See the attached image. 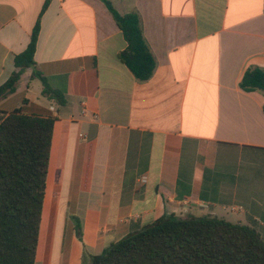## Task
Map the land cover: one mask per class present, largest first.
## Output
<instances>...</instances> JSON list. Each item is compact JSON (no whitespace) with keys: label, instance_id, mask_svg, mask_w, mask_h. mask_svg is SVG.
Wrapping results in <instances>:
<instances>
[{"label":"crops","instance_id":"crops-1","mask_svg":"<svg viewBox=\"0 0 264 264\" xmlns=\"http://www.w3.org/2000/svg\"><path fill=\"white\" fill-rule=\"evenodd\" d=\"M44 1L0 0V85L38 21L36 67L65 98H45L27 68L0 100V118L56 117L35 264H90L168 215L264 229V95L240 87L264 68V0H109L140 17L155 59L144 82L101 0Z\"/></svg>","mask_w":264,"mask_h":264},{"label":"trees","instance_id":"trees-1","mask_svg":"<svg viewBox=\"0 0 264 264\" xmlns=\"http://www.w3.org/2000/svg\"><path fill=\"white\" fill-rule=\"evenodd\" d=\"M101 1L126 41L118 59L137 81H147L155 59L144 39L139 15L120 14L111 1ZM49 2L44 1L42 11ZM38 32L37 21L26 48L14 55L15 70L0 85V100L15 91L22 72L31 68V77L42 83V95L59 106L65 103L63 94L52 89L36 67ZM240 87L264 95V68L247 69ZM26 110L20 106L0 118V264H35L56 117L50 112L28 114ZM90 264H264V235L252 225L216 216L168 215L110 244L92 256Z\"/></svg>","mask_w":264,"mask_h":264},{"label":"rangeland","instance_id":"rangeland-1","mask_svg":"<svg viewBox=\"0 0 264 264\" xmlns=\"http://www.w3.org/2000/svg\"><path fill=\"white\" fill-rule=\"evenodd\" d=\"M61 220H62V211L60 210V211H59V220H58V222L60 223ZM69 225H70V227H68V229L70 230L71 227H72V221L69 223ZM249 225H250V224H249ZM252 226H253V225H252ZM254 227H255V226H254ZM255 228L259 231V233L261 234V236L264 235V229H263L262 227L257 226V227H255Z\"/></svg>","mask_w":264,"mask_h":264}]
</instances>
